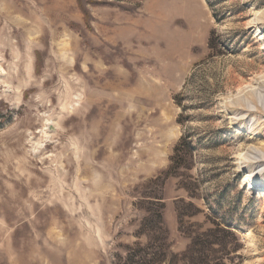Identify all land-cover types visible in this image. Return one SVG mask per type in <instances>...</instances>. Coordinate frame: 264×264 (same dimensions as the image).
<instances>
[{"label": "rangeland", "instance_id": "374dc122", "mask_svg": "<svg viewBox=\"0 0 264 264\" xmlns=\"http://www.w3.org/2000/svg\"><path fill=\"white\" fill-rule=\"evenodd\" d=\"M263 182L264 0H0V264H264Z\"/></svg>", "mask_w": 264, "mask_h": 264}, {"label": "trees", "instance_id": "16d2710c", "mask_svg": "<svg viewBox=\"0 0 264 264\" xmlns=\"http://www.w3.org/2000/svg\"><path fill=\"white\" fill-rule=\"evenodd\" d=\"M213 40L211 39L210 43ZM180 104V103H178ZM193 148L191 146L190 141L188 140V137L186 134H184L177 146L174 149V154L171 159V165L169 166V169L166 171V173L174 172L179 166L182 164V161L184 160L185 156L188 153L193 152ZM192 154V153H191ZM162 178V173L155 177L154 179H151L152 181H159ZM154 207L150 210H148L149 214L144 218L143 226L139 233L143 234L147 232L148 235V244L147 247H136L135 250L131 251L129 255L127 256L128 262L127 264H137V259L139 260V257L144 259L145 261H148V258L153 257L156 258V255L158 254L156 249H158L157 242H159L158 237V229H163V203L160 202V204L154 203ZM222 225H224L222 227ZM210 234L207 233H201L199 235L193 236L190 245L188 246V249L183 254V257L185 259V263L187 264H210L212 261L219 260V253L222 255L225 254V258H228L227 260L233 261V257H229L232 255V253L237 252V249L235 247H232V241L229 240V235L227 234H233L231 230L230 225L226 224H218L214 230H210ZM220 233H223L225 237L219 236ZM211 234H216L217 239L210 238L209 236ZM228 256V257H227ZM183 259V260H184ZM142 260L138 261L139 263L142 262ZM220 262H217L216 264H228L227 261L219 260ZM146 264V263H145Z\"/></svg>", "mask_w": 264, "mask_h": 264}, {"label": "bare ground", "instance_id": "6f19581e", "mask_svg": "<svg viewBox=\"0 0 264 264\" xmlns=\"http://www.w3.org/2000/svg\"><path fill=\"white\" fill-rule=\"evenodd\" d=\"M221 105L223 106V103H222ZM239 163H243V162L241 161V162H238V164H239ZM250 177H251L250 174H245V175H244V182H249V181H251ZM251 183H252V182H251ZM257 186H259V183L257 184ZM260 187H264V182L261 183ZM263 192H264V190H263ZM263 194H264V193H263Z\"/></svg>", "mask_w": 264, "mask_h": 264}]
</instances>
